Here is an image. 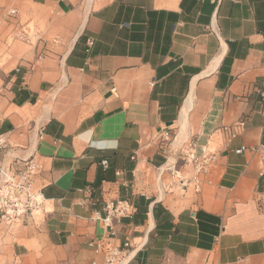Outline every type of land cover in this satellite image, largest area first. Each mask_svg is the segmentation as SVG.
Returning a JSON list of instances; mask_svg holds the SVG:
<instances>
[{"label":"crops","instance_id":"obj_1","mask_svg":"<svg viewBox=\"0 0 264 264\" xmlns=\"http://www.w3.org/2000/svg\"><path fill=\"white\" fill-rule=\"evenodd\" d=\"M0 39V161L34 156L43 200L0 220V264H102L99 240L130 264H264V0H0ZM189 99L187 141L216 156L198 193L159 173ZM117 199L136 212L94 219Z\"/></svg>","mask_w":264,"mask_h":264},{"label":"built area","instance_id":"obj_2","mask_svg":"<svg viewBox=\"0 0 264 264\" xmlns=\"http://www.w3.org/2000/svg\"><path fill=\"white\" fill-rule=\"evenodd\" d=\"M10 13L16 14L17 10L12 9ZM16 37L29 41V36L24 30L17 32ZM165 139H169L168 133L165 135ZM4 144L5 140L0 138V150L4 148ZM181 161L192 165V174L188 179L179 175L178 165ZM215 163L216 156L214 154H198L196 141L190 139L183 142L174 151V155L159 167V170L161 173L164 171L174 172L181 184L186 181L193 183L195 191L198 193L202 189L203 177L209 173ZM103 164H107V160H104ZM41 170L42 164L34 156L18 158L8 164L0 161V220L12 224L22 221L33 212L42 209L41 194L34 187L35 177ZM104 208L106 211L104 217L100 216L99 211H95L94 214V219H101L104 223H112L113 220H119L122 217H131L136 212L135 204L129 199L106 201ZM96 245L97 251L104 253L102 264H130L129 243L120 247L99 240ZM90 264L99 263L92 261Z\"/></svg>","mask_w":264,"mask_h":264},{"label":"rangeland","instance_id":"obj_3","mask_svg":"<svg viewBox=\"0 0 264 264\" xmlns=\"http://www.w3.org/2000/svg\"><path fill=\"white\" fill-rule=\"evenodd\" d=\"M14 40L27 42V40H24V39H20V38L19 39H14L12 36H8V42L10 44H12L14 42ZM6 45L8 46V43L5 44V42L0 39V48L4 49L6 47ZM1 52H2V49L0 50V88H1V85H2V81H3V79L5 77V74H6V61H7V58H8V54L7 53H4V52L1 53ZM179 133H180V130H178L177 133H175V134H173L171 136V140L170 141L171 142H175V144L173 143V146L175 147L174 151H176L182 145L183 142L187 141V132H185L184 134H179ZM179 138H180V141H179ZM176 140H178L177 141L178 143L176 142ZM179 143H180V145H179ZM159 173H160V171H159ZM158 183L160 184V182H158Z\"/></svg>","mask_w":264,"mask_h":264},{"label":"bare ground","instance_id":"obj_4","mask_svg":"<svg viewBox=\"0 0 264 264\" xmlns=\"http://www.w3.org/2000/svg\"><path fill=\"white\" fill-rule=\"evenodd\" d=\"M191 97H192V95H191ZM191 105H192V102H191V99H189L188 102L185 104L183 111H182V115H181V119H180V133L179 134H184L186 132V128H187V124H188V111L191 108ZM177 141L178 140H176V142ZM179 141H180V138H179ZM174 144H175V142H174ZM179 145H180V143H179Z\"/></svg>","mask_w":264,"mask_h":264}]
</instances>
